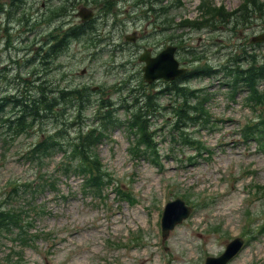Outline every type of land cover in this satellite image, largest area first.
<instances>
[{
	"label": "rangeland",
	"instance_id": "1",
	"mask_svg": "<svg viewBox=\"0 0 264 264\" xmlns=\"http://www.w3.org/2000/svg\"><path fill=\"white\" fill-rule=\"evenodd\" d=\"M24 1L28 7L30 5L33 18L35 12L46 10L40 9L42 3L46 8L60 4V0ZM107 1L118 2L117 10L114 7L108 11V16L103 10ZM131 2L136 4L137 0H98L96 7L89 6L95 16L88 26L96 29L86 36L87 40L84 37L71 39L44 73L39 71L42 67L37 51L42 46L41 34L53 29L56 21L44 23L33 32L29 19L16 37L21 39L29 33L30 38L23 43L14 39L12 47L5 37V50L11 52H1L0 67L9 68L13 61L11 68L15 70L7 68L6 80L0 81V106L9 103L10 97H6L13 85L11 78L22 76L21 70L26 78L32 79L33 71L37 70V75L42 74L46 81V93L51 98L56 97L59 106L65 107L67 112L58 121L52 118L53 113H44L43 123L35 122L18 135L0 130V207L16 208L17 212L23 207V224L34 234L27 246L22 242L18 226L0 231V264H13L7 258L11 251L20 264H204L208 256L220 255L238 236L245 239V245L228 264H264V144L243 141L238 131L249 117L264 115V110L247 105L244 91L233 93L222 71L191 79L190 86L196 88V93L208 98L206 108L211 124L201 129L193 127L190 132L209 153L194 155L184 143L173 139L170 122L175 118V95L169 92L159 97L156 110L149 108L153 115L151 131H158L154 152L143 154L139 153L141 149H134L139 135L130 126L132 105L142 95L140 83L146 81L139 73L140 66L135 65L137 56L128 51L144 44L156 45L159 40L151 28L139 35L135 43L125 41L127 31L143 32L149 23L144 10L132 6ZM243 2L166 0V5L174 21L183 22L202 20L199 8L202 4L224 5L227 13L236 11ZM79 8L70 12L69 27L81 21L77 14ZM251 13L253 21L248 26L218 21L207 27H181L182 34H190L183 45L200 50L197 56H206L214 70L222 68L228 54H241L244 49L264 56V43L257 46L250 42L254 35L262 32L264 22L259 11ZM116 21L115 32L106 34L103 44L113 52L97 56L98 46H88L90 38L108 33ZM17 26H21L20 22ZM23 46L28 49L37 46V51L16 52ZM25 55L30 56L27 59ZM185 60L196 62L197 57L190 54ZM83 69H86L84 74ZM76 86L90 89L82 111L79 103L66 104L60 99L62 93H57ZM31 87L29 93L40 95L39 87ZM145 88L154 93L162 89ZM102 101L117 112L112 116L116 123L108 127L105 139L96 144L91 156L97 157L108 183L103 201L96 187L86 188L89 173L63 169L72 161L78 168L79 158H66L62 148L52 155L42 154L41 158L33 157L35 154L31 151L58 129H66L70 137H76L91 125L101 124L105 111L98 113V109ZM56 138L63 141V135ZM47 177L49 182L55 179V185L49 183L42 187L43 178ZM118 189H122V196L124 192L132 193L135 203L129 204L128 199L119 197ZM178 197L191 206V212L164 239L163 210L168 201Z\"/></svg>",
	"mask_w": 264,
	"mask_h": 264
},
{
	"label": "trees",
	"instance_id": "2",
	"mask_svg": "<svg viewBox=\"0 0 264 264\" xmlns=\"http://www.w3.org/2000/svg\"><path fill=\"white\" fill-rule=\"evenodd\" d=\"M159 3L166 13V17L171 19V24L175 23L174 16L171 13L170 7L166 5V0H140ZM89 4V1L86 2ZM97 3V1L95 2ZM139 3V0H138ZM15 12L14 16L19 17L21 27L27 25L29 17L26 15V3L24 0H17L12 4ZM115 7V3L107 1L104 5L106 11H111ZM149 8H145L148 11ZM202 10V20L190 21L184 20L178 23H188L192 27H202L203 25L217 24L218 21L229 24L248 25L251 23L253 14L251 11H259L261 13L262 21L264 22V1L261 0H245L238 11L225 12V7H213L211 4H202L200 6ZM18 13L19 16H18ZM241 13V14H240ZM241 17V19H239ZM169 21H167V24ZM177 23V22H176ZM71 36V35H69ZM82 34L77 35L80 38ZM89 45H94L92 42ZM62 49H58L54 52H62ZM43 52V51H41ZM60 53L51 55L49 61H52L54 57H57ZM43 56V55H42ZM23 68V67H20ZM223 73L231 77L229 86L233 93H237L241 88L245 87V91L248 92L246 96L247 105L254 107L255 109L261 108L264 110V89L259 85V80L264 79V59L259 63L257 55L249 53L247 49L241 54L234 53L230 59V63L226 64L222 68ZM21 71V70H20ZM215 72L212 69V65L205 64L199 65L193 69V72L185 76V80L191 77H197V75L211 76ZM19 84L15 90H7L9 95V103L5 105L9 107L8 111H4L0 108V129L3 131H10L15 134H20L36 122L43 123L44 113H53V119L58 121L60 117L66 116V108L60 107V102L56 97H52L46 93L45 82L40 83L35 88H40V95H33L29 93V89L32 87L26 78L19 77ZM25 85V86H24ZM141 100L137 99L135 109L131 114L130 126L136 130L138 134V141L134 146V149L139 153L150 154L154 152L156 142V133L158 131H151V117L152 111L150 107L156 108L159 103V97L166 91L175 95V103H173V112L175 111V118L171 120V128L174 134L175 142L184 143L189 149L194 151V154L209 153V150L202 142L191 136L190 129L192 127H208L211 124L209 112L206 108L207 97H200L196 93V89H192L186 81L179 80L178 82L168 84L165 89L160 90L157 93H146L145 89H141ZM57 93H62L60 99L66 104L73 105L79 103L80 110L86 107L87 99L90 94L88 87H75L73 89L65 90L60 89ZM140 102H144L140 104ZM101 106L98 109V113H103L101 116L102 123L91 125L86 131L78 132L76 137H70V132L66 129H58L55 135H49L39 141L33 148V156L41 157L42 154L52 155L54 151L62 148L64 150V156L66 158H79L81 164L77 168V165L72 161L69 164L64 165V170L69 172L75 170L77 172H85L90 174L86 182V188L96 187L100 192V197L103 198V191L108 187V183L104 180V172L99 167V161L97 157L91 158L94 153V148L98 142L104 139L108 127L115 124L116 121L112 116L116 115V110L111 108L106 101L100 103ZM110 107V109H109ZM129 112V111H128ZM195 126H191L195 124ZM240 139L246 142L255 141L257 145L264 144V115H258L257 117L248 118L245 123L239 128ZM63 135V141L56 138ZM48 180V179H46ZM56 181L51 182L55 185ZM45 181L41 184L42 187L47 185ZM120 197L128 199L132 204L135 203V196L130 193L124 192L125 196H122V189L117 191ZM199 206L201 204L197 203ZM23 208L17 212L16 208H1L0 207V231L12 230L16 225L20 229V237L22 236V242H27L31 238L26 225L23 224L22 219ZM24 234V235H23Z\"/></svg>",
	"mask_w": 264,
	"mask_h": 264
},
{
	"label": "flooded vegetation",
	"instance_id": "3",
	"mask_svg": "<svg viewBox=\"0 0 264 264\" xmlns=\"http://www.w3.org/2000/svg\"><path fill=\"white\" fill-rule=\"evenodd\" d=\"M88 1H89V4L86 3L87 0H60L59 5L49 7V8H46V4L42 3L40 9L41 10L46 9L45 11H43L42 13H40L39 11L35 12L34 18L32 17V14L30 13V19L33 23V27H32L33 32L36 28L40 27L44 23H54L55 21L57 22V25L53 29H51L47 33L41 34L42 46L40 47V49L45 50L44 51L45 55H51L50 54L51 52H54L58 49H62V47L66 49L68 45L70 44L71 39L80 40L84 37L85 40H87L86 36L89 35L91 32H93L94 29H96L95 26L89 27L88 26L89 24H86V23H92L90 22L91 20L84 22L81 16H79L81 19L80 22L76 24H72V26L69 27L71 24L70 12H73V11L75 12V9L80 6V8L77 11V14L79 15V12L82 9H85L86 7H89V6L96 7L95 2L98 0H88ZM14 2L15 0H0V52H7V51L11 52V50H5L6 49L5 37L7 36L5 24H6V18H7L6 17L7 11L12 9V4ZM131 3H132V6L136 5L144 10L143 12L146 14V17L149 23L143 29V32L137 29H131L129 32L136 31L134 38H137V41H138L140 39L139 35L141 36L142 34H144V31H146L147 29L154 28V31H156L158 35V40H159L156 45L150 46V45L144 44V45L139 46L138 48L133 47L131 50L128 51V52H131L132 55L135 54L137 56L138 64L136 63L135 65L140 66L139 73L142 75L143 80H144L143 66L146 65V62L140 61L143 57V54L145 52H149L151 56H156L159 53H161V51H163L168 45L177 47L175 51V56L179 60L181 66L188 67L189 70H188L187 75L190 74L192 72V69H191L192 61L191 62L186 61L185 57L188 56V54H191V52H188L189 50H196V49L195 48L188 49L184 47L183 45L184 39L181 34L180 24L176 22L171 24V19H168L166 17L164 8L159 3H156L155 1L153 2L143 1L142 2L139 0V3H138V0H137L136 4L135 2H131ZM145 8H149L148 11H146ZM167 21H169L168 24H167ZM116 25H117V21L112 23L111 30L108 31V33H104V32L99 33L101 36L100 40H97V39L94 40V37H92L90 38L91 42H95L96 43L95 46L104 44L105 35L113 34L115 32ZM10 26L12 30L16 32V29L18 28V26L16 25V22L12 21L10 23ZM65 27H69V28L65 29ZM91 28L93 30L89 31V29ZM80 34H82V36L78 38L77 35H80ZM65 35H71V38H66L64 37ZM189 35L190 34H186V36H189ZM2 36H3V39H2ZM13 39L21 43L20 38L14 36ZM13 45L14 43L12 41L11 47ZM90 46L94 47V45H90ZM36 51H37V46H34L31 49H28L27 47L23 46L16 52H36ZM108 51L110 52L111 50H108ZM111 52H113V50ZM51 62L52 61H48V63H51ZM183 76L184 75H182L181 77ZM39 77H42V76H39ZM181 77L177 78L171 83L178 82L181 79ZM168 83L169 82L166 81L164 77H161L157 79L156 81H154L153 83L143 82V83H140L139 86L155 88V87L165 86Z\"/></svg>",
	"mask_w": 264,
	"mask_h": 264
},
{
	"label": "water",
	"instance_id": "4",
	"mask_svg": "<svg viewBox=\"0 0 264 264\" xmlns=\"http://www.w3.org/2000/svg\"><path fill=\"white\" fill-rule=\"evenodd\" d=\"M80 14L84 19H89L93 16L92 11H81ZM259 41H264V32L252 39V42ZM173 50L174 48L168 47L165 52H162L155 58H142V60H147V65L144 67V70L145 77L149 81L159 76H164L167 80L174 79L179 74L186 71V69H179V62L175 59ZM152 73L154 74L153 76H151ZM190 210L191 207L187 206L185 201L180 198L169 202L165 209L166 213L164 212L163 216L162 224L164 236H166L177 223L182 222V220L189 215ZM243 243L244 240L240 237L234 239L227 245L226 251L221 256L207 258L206 264H227V262L241 249Z\"/></svg>",
	"mask_w": 264,
	"mask_h": 264
},
{
	"label": "bare ground",
	"instance_id": "5",
	"mask_svg": "<svg viewBox=\"0 0 264 264\" xmlns=\"http://www.w3.org/2000/svg\"><path fill=\"white\" fill-rule=\"evenodd\" d=\"M8 155H9V154H8ZM8 155H7V156H8Z\"/></svg>",
	"mask_w": 264,
	"mask_h": 264
}]
</instances>
